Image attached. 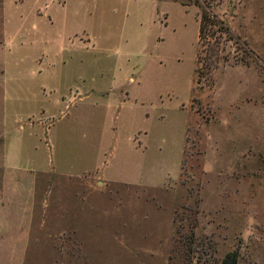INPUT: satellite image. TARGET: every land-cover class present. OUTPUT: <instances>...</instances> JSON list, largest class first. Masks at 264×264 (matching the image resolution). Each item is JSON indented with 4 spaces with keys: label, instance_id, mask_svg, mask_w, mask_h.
Returning a JSON list of instances; mask_svg holds the SVG:
<instances>
[{
    "label": "rangeland",
    "instance_id": "obj_1",
    "mask_svg": "<svg viewBox=\"0 0 264 264\" xmlns=\"http://www.w3.org/2000/svg\"><path fill=\"white\" fill-rule=\"evenodd\" d=\"M197 1L0 0V264H264V0Z\"/></svg>",
    "mask_w": 264,
    "mask_h": 264
},
{
    "label": "trees",
    "instance_id": "obj_2",
    "mask_svg": "<svg viewBox=\"0 0 264 264\" xmlns=\"http://www.w3.org/2000/svg\"><path fill=\"white\" fill-rule=\"evenodd\" d=\"M195 5H198L197 0H193ZM224 36L225 40L237 41L238 37H235L229 27L220 19L209 7V5L203 6L198 18V34L197 42L199 44L209 42L210 38H217ZM250 53H253L248 49ZM197 61L199 58L197 56ZM212 64H209L207 69L210 68ZM200 74V72H198ZM189 251H191L189 245ZM238 253L237 251H232L227 253L220 261V264H237Z\"/></svg>",
    "mask_w": 264,
    "mask_h": 264
},
{
    "label": "crops",
    "instance_id": "obj_3",
    "mask_svg": "<svg viewBox=\"0 0 264 264\" xmlns=\"http://www.w3.org/2000/svg\"><path fill=\"white\" fill-rule=\"evenodd\" d=\"M12 173L17 174L16 167H15V169L12 168V170H8L7 172H5L4 183H3V193H4V197H5V200H4L5 205H10L9 203H11V202L15 203L14 201L20 202V199L22 197H20L21 194H19V192L17 191L18 188L23 187V186H24V188L28 187L26 182L20 181L21 178H20V180L16 179L15 177L13 178L11 176ZM21 177L28 179L27 174H22ZM5 209L8 210L9 206H6ZM5 209H1V213H0L1 217H5L7 215L4 212ZM9 216H11V215H9ZM0 239H2L1 235H0Z\"/></svg>",
    "mask_w": 264,
    "mask_h": 264
}]
</instances>
